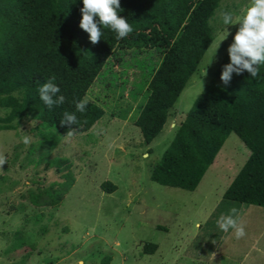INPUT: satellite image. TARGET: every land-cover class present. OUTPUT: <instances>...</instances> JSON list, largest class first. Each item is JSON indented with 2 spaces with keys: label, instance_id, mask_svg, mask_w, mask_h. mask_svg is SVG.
Instances as JSON below:
<instances>
[{
  "label": "rangeland",
  "instance_id": "374dc122",
  "mask_svg": "<svg viewBox=\"0 0 264 264\" xmlns=\"http://www.w3.org/2000/svg\"><path fill=\"white\" fill-rule=\"evenodd\" d=\"M249 3L221 0L213 19L215 38L173 104L181 120L215 77L239 28L223 25L220 13L231 12L235 19ZM161 6V0H145L141 11ZM189 8L183 7L178 26ZM225 28L229 35L220 43ZM156 31L170 40L174 36L173 31ZM152 56L146 50L137 59L129 53L123 62L111 58L85 94L104 109L87 130L74 131L71 137L60 135L51 146L32 115L16 121L13 129H0V153L7 157L0 170V264H105L106 257L107 264H197L192 255L205 253L216 243L215 231L208 230L212 220L207 221L208 213L215 214L232 201L223 192L251 150L231 131L194 189L152 180V171L176 131L175 126L164 125L147 144L133 124L143 95L134 99L132 86L137 87L145 72L140 64L146 69ZM5 110L0 108V113ZM24 135L31 137L27 146ZM56 157H68L71 167L58 168L52 162ZM69 171L75 179L58 205L31 204L30 192L41 194L61 186ZM106 179L116 184L114 190L100 187ZM147 242L158 244L154 253L143 252Z\"/></svg>",
  "mask_w": 264,
  "mask_h": 264
},
{
  "label": "trees",
  "instance_id": "16d2710c",
  "mask_svg": "<svg viewBox=\"0 0 264 264\" xmlns=\"http://www.w3.org/2000/svg\"><path fill=\"white\" fill-rule=\"evenodd\" d=\"M221 0H161V7L141 9L145 0H120L119 15L127 18L134 31L125 39L102 28L103 35L92 44L89 34L79 27L82 0H0V129H13L16 121L29 115L38 119L44 142L55 145L69 130L61 126L65 111L79 121L74 131L87 130L104 113L101 105L89 100L84 113L75 102L84 98L98 74L112 57L123 62L129 53L135 59L151 50L153 56L137 87L142 94L133 124L149 144L162 130L168 109L198 68L215 38L214 14ZM185 5L190 8L181 20ZM141 14L139 15V12ZM98 19V18H97ZM156 30L174 32L172 40ZM139 62L138 60H136ZM230 63L228 52L211 78L194 98L175 134L155 165L151 178L157 183L192 190L233 131L251 150L245 164L223 192V197L264 207V64L252 78L245 71L232 74L228 85L220 80L223 66ZM65 102L48 109L40 100L38 88L53 78ZM58 168L72 165L68 157L52 161ZM61 186L41 194L30 192L34 206H56L74 181L69 171ZM100 187L112 191L109 179ZM158 244L147 242L144 253H154ZM109 257L103 260L107 264Z\"/></svg>",
  "mask_w": 264,
  "mask_h": 264
},
{
  "label": "clouds",
  "instance_id": "9594fccd",
  "mask_svg": "<svg viewBox=\"0 0 264 264\" xmlns=\"http://www.w3.org/2000/svg\"><path fill=\"white\" fill-rule=\"evenodd\" d=\"M83 7L80 9L82 18L79 27L89 34V40L92 44H97L103 35L102 28H107L116 34V39L127 38L133 31V26L119 15L122 11L120 0H82ZM98 18V19H97ZM220 18L223 25H236L239 28L235 33L233 42L229 45L227 52L230 63L223 66L220 80L224 85H228L232 79V74H242L247 71L252 78L259 75V65L264 64V0H250L249 6L243 14L234 19L231 12H221ZM229 32L225 28V34L221 37L220 43L227 38ZM220 43L216 50L219 48ZM206 71L205 74L206 75ZM54 77L43 83L38 88L40 100L52 109L65 102L64 95H58L60 88L53 83ZM203 85V82H202ZM89 98L75 102L76 111L84 113ZM79 121L75 113L65 111L60 120L61 126L67 125L69 130L67 136L74 135L72 125L78 124ZM22 142L25 146L31 143V137L24 135ZM7 163V157L0 153V170ZM219 229L228 233L230 230L237 240L243 239L246 233V226L241 221L238 209L233 207L229 214L221 215L217 220Z\"/></svg>",
  "mask_w": 264,
  "mask_h": 264
},
{
  "label": "crops",
  "instance_id": "0c3cea01",
  "mask_svg": "<svg viewBox=\"0 0 264 264\" xmlns=\"http://www.w3.org/2000/svg\"><path fill=\"white\" fill-rule=\"evenodd\" d=\"M177 98L175 99V101L177 100ZM140 103L137 102L136 104L137 110H138V105ZM173 104L168 109L167 120L164 125L169 126L170 124L172 127L175 126V128L177 129L178 125L183 119L181 120L182 117L177 115V110L174 108ZM170 119L172 121L168 123ZM232 201H236V200H232ZM232 201L227 202L221 211L215 213L216 215L212 211L208 213L207 221L210 220V218L212 217V220H210V223L208 224V230L209 232L215 231L214 233L216 235V240H215L216 243L210 246L207 252L205 253L196 252L195 254L192 255L193 259L196 261L197 264H262L264 263V207L253 204L242 203L240 201H236V202H232ZM233 207L238 209L240 219L246 226L247 235L240 240H237L235 238L231 230L228 233H225L221 229H219L217 225V220L219 219V217L221 215L229 214L230 209ZM196 223L198 224V227L201 226V223L198 222Z\"/></svg>",
  "mask_w": 264,
  "mask_h": 264
}]
</instances>
